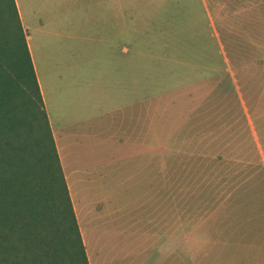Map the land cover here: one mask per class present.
Here are the masks:
<instances>
[{
  "label": "rangeland",
  "instance_id": "1",
  "mask_svg": "<svg viewBox=\"0 0 264 264\" xmlns=\"http://www.w3.org/2000/svg\"><path fill=\"white\" fill-rule=\"evenodd\" d=\"M65 5L75 20L108 22L84 27L82 71L63 83L74 89L81 75L116 109L97 137L100 159L115 161L96 185L70 187L81 237L87 211L108 215L89 230V264H264V0Z\"/></svg>",
  "mask_w": 264,
  "mask_h": 264
},
{
  "label": "trees",
  "instance_id": "2",
  "mask_svg": "<svg viewBox=\"0 0 264 264\" xmlns=\"http://www.w3.org/2000/svg\"><path fill=\"white\" fill-rule=\"evenodd\" d=\"M0 264H89L14 0H0Z\"/></svg>",
  "mask_w": 264,
  "mask_h": 264
},
{
  "label": "crops",
  "instance_id": "3",
  "mask_svg": "<svg viewBox=\"0 0 264 264\" xmlns=\"http://www.w3.org/2000/svg\"><path fill=\"white\" fill-rule=\"evenodd\" d=\"M14 1L22 25L26 30V41L36 79L73 202L74 198L76 199V191L70 187L96 185L101 180V171L104 170L107 163L115 161L113 158L112 162H107L105 156L102 159L99 157L101 150L106 153L108 149L106 146L97 147L100 141L97 137L101 135L102 131L105 133L103 129L101 132L98 131L99 118L116 110L110 108L107 111V109L101 108L99 84L84 86L81 75H79L75 77L79 83L77 87L69 89L63 86V83L67 82V78H69V73L71 75L77 73L78 68L82 71L83 58L79 50L82 51V41L85 38L84 27L97 25V28L105 26L108 22L101 18L90 21L75 20L69 14L71 6L65 5L66 0ZM122 32L123 30L120 29L121 37ZM89 39L92 40L91 37ZM110 42L111 40L108 43ZM110 57V63L109 56L107 57L108 65L103 75L109 77L107 92L114 95L117 90L116 66L112 53ZM68 90L73 93L72 98L67 97ZM131 104L126 106L127 112L123 107L120 109V125L126 120L127 130L131 127L133 119L132 113L128 112V106ZM102 111L105 112L101 113ZM127 134L129 135V131ZM89 136H94L95 140H98L92 141L96 144L94 152L83 146L84 137ZM111 154L113 155L114 152ZM114 213L110 212V215ZM107 216V214L101 215L100 213L96 215L92 210L83 215L84 234L82 233V239L88 259L90 258L89 251L93 253V250L88 247V243H90L89 230L90 228L99 229V222L96 219L101 220L102 217Z\"/></svg>",
  "mask_w": 264,
  "mask_h": 264
}]
</instances>
